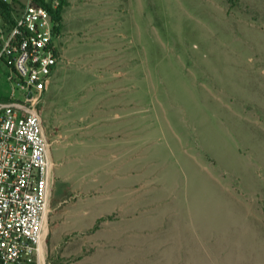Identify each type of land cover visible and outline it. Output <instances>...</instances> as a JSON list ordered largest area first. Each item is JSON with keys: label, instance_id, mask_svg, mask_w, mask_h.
Segmentation results:
<instances>
[{"label": "rangeland", "instance_id": "obj_1", "mask_svg": "<svg viewBox=\"0 0 264 264\" xmlns=\"http://www.w3.org/2000/svg\"><path fill=\"white\" fill-rule=\"evenodd\" d=\"M53 6L45 264H264V0Z\"/></svg>", "mask_w": 264, "mask_h": 264}, {"label": "built area", "instance_id": "obj_2", "mask_svg": "<svg viewBox=\"0 0 264 264\" xmlns=\"http://www.w3.org/2000/svg\"><path fill=\"white\" fill-rule=\"evenodd\" d=\"M4 2L0 67L23 100H0V264H45L54 162L37 106L57 66V24L53 0Z\"/></svg>", "mask_w": 264, "mask_h": 264}, {"label": "trees", "instance_id": "obj_3", "mask_svg": "<svg viewBox=\"0 0 264 264\" xmlns=\"http://www.w3.org/2000/svg\"><path fill=\"white\" fill-rule=\"evenodd\" d=\"M6 2H4V0H0V6L6 10V5H5ZM53 17H54V20L57 24V27H55V32L58 33V29L60 28L61 26V16H60V11H56V12H53Z\"/></svg>", "mask_w": 264, "mask_h": 264}, {"label": "crops", "instance_id": "obj_4", "mask_svg": "<svg viewBox=\"0 0 264 264\" xmlns=\"http://www.w3.org/2000/svg\"><path fill=\"white\" fill-rule=\"evenodd\" d=\"M55 72V71H54ZM53 74V73H52ZM52 74H51V76H52Z\"/></svg>", "mask_w": 264, "mask_h": 264}, {"label": "water", "instance_id": "obj_5", "mask_svg": "<svg viewBox=\"0 0 264 264\" xmlns=\"http://www.w3.org/2000/svg\"><path fill=\"white\" fill-rule=\"evenodd\" d=\"M30 97V95H28Z\"/></svg>", "mask_w": 264, "mask_h": 264}, {"label": "flooded vegetation", "instance_id": "obj_6", "mask_svg": "<svg viewBox=\"0 0 264 264\" xmlns=\"http://www.w3.org/2000/svg\"><path fill=\"white\" fill-rule=\"evenodd\" d=\"M46 131V130H45Z\"/></svg>", "mask_w": 264, "mask_h": 264}]
</instances>
